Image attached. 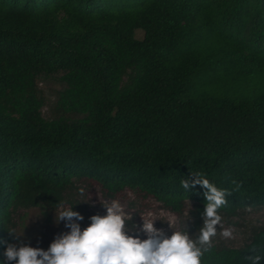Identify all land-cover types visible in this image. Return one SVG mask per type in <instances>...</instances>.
<instances>
[{
    "label": "trees",
    "instance_id": "16d2710c",
    "mask_svg": "<svg viewBox=\"0 0 264 264\" xmlns=\"http://www.w3.org/2000/svg\"><path fill=\"white\" fill-rule=\"evenodd\" d=\"M190 172L231 193L222 218L264 209V0H0V264L16 213L58 210L76 185L199 229ZM253 245L264 228L202 264H250Z\"/></svg>",
    "mask_w": 264,
    "mask_h": 264
},
{
    "label": "clouds",
    "instance_id": "9594fccd",
    "mask_svg": "<svg viewBox=\"0 0 264 264\" xmlns=\"http://www.w3.org/2000/svg\"><path fill=\"white\" fill-rule=\"evenodd\" d=\"M190 175L191 182L181 180L182 188L188 191L199 185L205 190L203 226L196 239H192L187 230L172 231L171 236H167L154 227L155 220L143 218L139 231L147 238L141 240L138 234L129 235L136 231V226L129 231L127 221L131 216L117 200L105 202L102 206L106 215L91 216L89 226L81 230L74 221H82L83 216L72 211V206L65 207L59 202L61 210L56 213V222L65 221L70 231L55 237L46 251L23 244H8L4 252L6 261L15 264H202L204 253L217 235L216 226L221 224L219 209L227 204L226 196L231 193L217 188L201 172H190ZM9 234L16 236L11 231ZM220 235L231 238L233 233L225 228ZM262 250L261 245L249 249L250 255L246 258L250 264H261L264 256L259 253Z\"/></svg>",
    "mask_w": 264,
    "mask_h": 264
},
{
    "label": "rangeland",
    "instance_id": "374dc122",
    "mask_svg": "<svg viewBox=\"0 0 264 264\" xmlns=\"http://www.w3.org/2000/svg\"><path fill=\"white\" fill-rule=\"evenodd\" d=\"M138 34V36H140ZM39 89L45 100V106L42 109L44 118L49 119V109L55 102L56 93L60 90V85L56 81L48 80L39 83ZM82 190V191H81ZM117 200L123 206L126 213L131 216V220L127 221L129 231L136 226L135 232H129V235H139L141 240L147 237L139 231L142 225V219L155 220L154 227L161 229L167 236H171L172 231H184L192 239H196L199 235L194 220L187 215L177 216L162 209L157 203L151 201H142L135 193L126 192L122 196L110 198L105 196L100 189L93 185H76L65 198L64 206H72V211L80 213L83 216L82 221H74L78 223L81 230L89 226L90 217L93 215H106L103 208L105 202ZM55 211L44 212L35 208L30 210H21L16 213L13 221V234L16 235L14 245H25L32 248H40L47 250L54 238L61 233H67L70 230L65 227V221L56 222ZM203 226V224H201ZM201 226V227H202ZM217 235L212 238L213 245H222L233 249H241L245 247L250 240L252 232L264 228V209L262 210H246L240 212L237 217L232 219L222 218L221 224L217 225ZM232 230L231 238H224L220 233L225 229ZM15 264V262H9Z\"/></svg>",
    "mask_w": 264,
    "mask_h": 264
}]
</instances>
